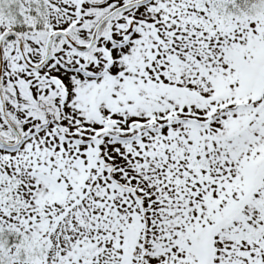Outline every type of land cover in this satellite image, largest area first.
I'll return each instance as SVG.
<instances>
[{"label":"snow or ice","instance_id":"obj_1","mask_svg":"<svg viewBox=\"0 0 264 264\" xmlns=\"http://www.w3.org/2000/svg\"><path fill=\"white\" fill-rule=\"evenodd\" d=\"M0 264H264V0H0Z\"/></svg>","mask_w":264,"mask_h":264}]
</instances>
